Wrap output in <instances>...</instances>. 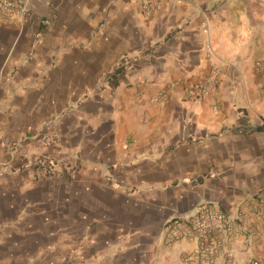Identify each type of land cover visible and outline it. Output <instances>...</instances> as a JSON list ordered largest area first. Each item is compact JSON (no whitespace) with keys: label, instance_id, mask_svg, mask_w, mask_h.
I'll return each mask as SVG.
<instances>
[{"label":"crops","instance_id":"obj_1","mask_svg":"<svg viewBox=\"0 0 264 264\" xmlns=\"http://www.w3.org/2000/svg\"><path fill=\"white\" fill-rule=\"evenodd\" d=\"M148 2L0 15V164L19 169L0 174V264H187L196 241L164 226L203 204L237 220L235 264H264V0ZM44 155L77 171L39 177Z\"/></svg>","mask_w":264,"mask_h":264},{"label":"built area","instance_id":"obj_2","mask_svg":"<svg viewBox=\"0 0 264 264\" xmlns=\"http://www.w3.org/2000/svg\"><path fill=\"white\" fill-rule=\"evenodd\" d=\"M27 2L0 0V15L7 21L20 22L27 12ZM147 4L150 5V1ZM255 68L259 74H264V57L255 62ZM217 75L215 68L202 82L190 87L187 95L193 99L205 96L216 84ZM53 170L52 165H47L44 175L51 177ZM238 229L239 224L235 218L216 210L210 204H203L193 216L176 215L169 220L164 226V236L169 243L183 238L196 241V249L184 256L187 264H215L220 257L228 264H235L230 244Z\"/></svg>","mask_w":264,"mask_h":264},{"label":"rangeland","instance_id":"obj_3","mask_svg":"<svg viewBox=\"0 0 264 264\" xmlns=\"http://www.w3.org/2000/svg\"><path fill=\"white\" fill-rule=\"evenodd\" d=\"M41 142L44 145H51V143H55V138L53 136H44L41 138ZM4 146L14 155H20L22 152V148L20 142L18 140H8L4 142ZM47 165H52L54 170L52 172L51 177H65L71 175L77 171L76 165L72 162L70 156H66L59 159H52L49 156H40L36 159L34 163V171L39 177H49L44 175V170ZM16 171H19L18 168H13L9 164H0V174H14Z\"/></svg>","mask_w":264,"mask_h":264},{"label":"trees","instance_id":"obj_4","mask_svg":"<svg viewBox=\"0 0 264 264\" xmlns=\"http://www.w3.org/2000/svg\"><path fill=\"white\" fill-rule=\"evenodd\" d=\"M111 77H112V76H111ZM111 77H109V80H110V81H111V79H112Z\"/></svg>","mask_w":264,"mask_h":264}]
</instances>
